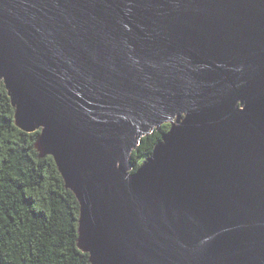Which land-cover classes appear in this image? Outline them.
I'll list each match as a JSON object with an SVG mask.
<instances>
[{
  "label": "water",
  "instance_id": "1",
  "mask_svg": "<svg viewBox=\"0 0 264 264\" xmlns=\"http://www.w3.org/2000/svg\"><path fill=\"white\" fill-rule=\"evenodd\" d=\"M1 84L92 264H264V0H0Z\"/></svg>",
  "mask_w": 264,
  "mask_h": 264
},
{
  "label": "trees",
  "instance_id": "2",
  "mask_svg": "<svg viewBox=\"0 0 264 264\" xmlns=\"http://www.w3.org/2000/svg\"><path fill=\"white\" fill-rule=\"evenodd\" d=\"M144 138L135 169L170 130ZM40 132L16 124L15 109L0 85V264H92L78 245L80 203L66 188L53 157L36 149Z\"/></svg>",
  "mask_w": 264,
  "mask_h": 264
}]
</instances>
